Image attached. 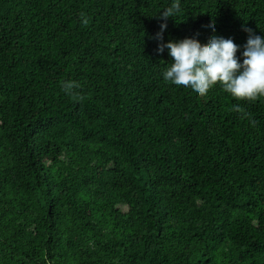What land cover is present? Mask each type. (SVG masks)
<instances>
[{
  "label": "trees",
  "instance_id": "16d2710c",
  "mask_svg": "<svg viewBox=\"0 0 264 264\" xmlns=\"http://www.w3.org/2000/svg\"><path fill=\"white\" fill-rule=\"evenodd\" d=\"M170 3L0 0V264H264V97L165 82ZM180 3L165 42L264 35V0Z\"/></svg>",
  "mask_w": 264,
  "mask_h": 264
},
{
  "label": "clouds",
  "instance_id": "9594fccd",
  "mask_svg": "<svg viewBox=\"0 0 264 264\" xmlns=\"http://www.w3.org/2000/svg\"><path fill=\"white\" fill-rule=\"evenodd\" d=\"M181 12L180 0H171L169 6L158 12L157 18L161 23L155 34L158 41L156 51L163 53L167 50L170 58L168 66L162 71L163 80L201 97L216 85L236 100L255 102L264 97V35H257L246 29L249 36L239 57L237 51L240 45L222 36H211L206 45H202L194 37L163 41L168 18H175ZM80 17L81 23L87 25L88 18L83 13ZM207 29L215 32L214 25H208ZM78 87L71 80H66L61 85L62 91L73 99H78L73 91ZM234 110L241 112L255 124V120L239 105H234Z\"/></svg>",
  "mask_w": 264,
  "mask_h": 264
}]
</instances>
